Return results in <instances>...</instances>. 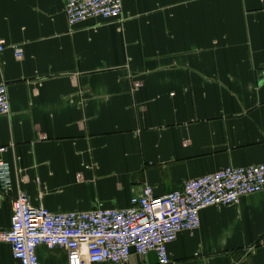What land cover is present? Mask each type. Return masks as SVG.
I'll return each mask as SVG.
<instances>
[{
    "label": "crops",
    "instance_id": "crops-1",
    "mask_svg": "<svg viewBox=\"0 0 264 264\" xmlns=\"http://www.w3.org/2000/svg\"><path fill=\"white\" fill-rule=\"evenodd\" d=\"M124 19L70 26L64 0H0V230L13 201L55 214L126 209L228 167L264 164V0H123ZM24 50L15 57L14 48ZM170 264H264V192L201 212ZM41 264H68L63 249ZM0 264H18L0 244ZM130 264H156L133 255Z\"/></svg>",
    "mask_w": 264,
    "mask_h": 264
},
{
    "label": "built area",
    "instance_id": "built-area-1",
    "mask_svg": "<svg viewBox=\"0 0 264 264\" xmlns=\"http://www.w3.org/2000/svg\"><path fill=\"white\" fill-rule=\"evenodd\" d=\"M70 26L88 20L124 19L123 0H64ZM5 42L0 40V53ZM18 60L24 50L14 48ZM11 115L6 83H0V117ZM0 148V156L7 152ZM13 171L0 158V193L12 194ZM264 192V164L247 168L228 167L185 183L181 190L157 197L146 186L131 198L126 209H99L82 213L55 214L33 206L19 191L14 197L10 228L0 230V244L11 247L18 264H41L38 250L63 249L68 264H130L133 255L156 256V264H170L169 246L183 232L200 228L201 212L229 207L242 198Z\"/></svg>",
    "mask_w": 264,
    "mask_h": 264
}]
</instances>
